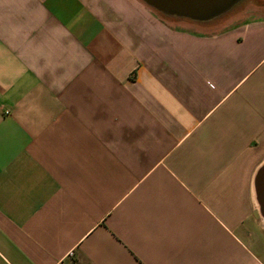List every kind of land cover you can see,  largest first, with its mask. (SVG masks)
Instances as JSON below:
<instances>
[{
  "label": "crops",
  "instance_id": "1",
  "mask_svg": "<svg viewBox=\"0 0 264 264\" xmlns=\"http://www.w3.org/2000/svg\"><path fill=\"white\" fill-rule=\"evenodd\" d=\"M196 28L141 0H0V264H264V0Z\"/></svg>",
  "mask_w": 264,
  "mask_h": 264
},
{
  "label": "water",
  "instance_id": "2",
  "mask_svg": "<svg viewBox=\"0 0 264 264\" xmlns=\"http://www.w3.org/2000/svg\"><path fill=\"white\" fill-rule=\"evenodd\" d=\"M147 7L166 18L211 22L246 0H141ZM256 200L264 219V164L255 179Z\"/></svg>",
  "mask_w": 264,
  "mask_h": 264
},
{
  "label": "rangeland",
  "instance_id": "3",
  "mask_svg": "<svg viewBox=\"0 0 264 264\" xmlns=\"http://www.w3.org/2000/svg\"><path fill=\"white\" fill-rule=\"evenodd\" d=\"M256 0H246L232 9L227 14L211 21L208 23H196L189 20L168 18L171 21L178 23V25H192L196 28H208L217 29L218 27L232 26L236 23L241 22L245 18L252 16L253 14L259 13L254 5Z\"/></svg>",
  "mask_w": 264,
  "mask_h": 264
},
{
  "label": "flooded vegetation",
  "instance_id": "4",
  "mask_svg": "<svg viewBox=\"0 0 264 264\" xmlns=\"http://www.w3.org/2000/svg\"><path fill=\"white\" fill-rule=\"evenodd\" d=\"M245 2V1H244ZM243 3V2H242ZM241 4V3H240ZM238 6V5H237Z\"/></svg>",
  "mask_w": 264,
  "mask_h": 264
}]
</instances>
